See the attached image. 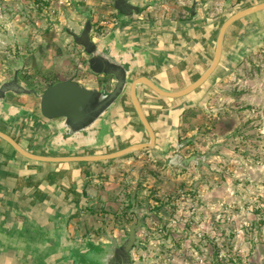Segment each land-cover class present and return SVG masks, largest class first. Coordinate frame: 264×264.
Segmentation results:
<instances>
[{
    "label": "rangeland",
    "instance_id": "1",
    "mask_svg": "<svg viewBox=\"0 0 264 264\" xmlns=\"http://www.w3.org/2000/svg\"><path fill=\"white\" fill-rule=\"evenodd\" d=\"M129 1L145 11L167 5L162 13L171 16L180 14L179 9L189 13L196 2H209ZM216 1L226 2L212 0L208 11L213 16L224 5ZM253 2L257 0H235L232 7L236 11ZM88 16L95 42L119 23L114 0H0V84L19 69L21 81L41 93L52 81L70 77L111 90L112 77L93 75L88 55L66 32L79 34ZM256 21H264V13L235 24V35ZM215 86L209 104L196 110L195 127L184 132L195 137L188 154H211L207 165L189 171L171 168L143 150L84 166L90 167L88 191L95 204L75 216L74 232L79 230L81 237L94 232L105 238L107 231L118 235L121 227L136 221L130 212L134 202L144 212L146 207L155 212V219L145 217L151 227L162 225L154 234L143 229L149 235H143L144 247L133 249L134 264H264V46L220 76ZM20 100L38 110V98ZM14 152L0 141L3 164L20 159ZM155 205L159 209L153 210ZM200 230L209 232L200 238Z\"/></svg>",
    "mask_w": 264,
    "mask_h": 264
},
{
    "label": "water",
    "instance_id": "2",
    "mask_svg": "<svg viewBox=\"0 0 264 264\" xmlns=\"http://www.w3.org/2000/svg\"><path fill=\"white\" fill-rule=\"evenodd\" d=\"M114 7L119 16V23L101 42L91 37V17L79 34L66 29L76 45L83 48L88 55L87 63L95 75L115 77L113 88H88L71 79L56 81L47 86L41 93L34 87L23 83L19 77L20 70L15 69L12 78L0 84V121L9 123L24 119L30 115L25 109L10 104L9 96H34L40 100L41 115L49 121L42 123L51 136L43 149L49 153L37 154L27 149L11 134L0 129V139L6 142L22 157L39 163H97L116 160L137 151L156 146V134L149 122L137 95L140 84L147 86L156 94L170 99L185 97L203 86L219 67L224 37L234 23L244 17L264 11V2L244 8L232 14L220 27L217 36L214 58L211 65L197 80L189 86L178 90L162 89L151 79L141 76L133 79L140 62L138 49L130 42H121V28L134 15H138L143 7L129 0H114ZM195 11L193 4L192 14ZM264 46V24L247 30L232 50L226 65L235 69L252 53ZM130 86V94L136 113L149 135V141L137 143L120 150L105 154H82L90 150H101L109 147L112 142L109 115L123 98ZM205 107V105L203 106ZM195 141V137L179 141L176 137L171 147L161 156L171 168L189 171L193 166L201 168L207 165L211 154L194 153L185 156L182 150ZM95 200L87 202L86 196L63 206L44 204L37 208L33 215L26 216L24 223H17L13 218L6 217L0 226V261H12L15 264H134L132 252L140 246L143 236L138 229L145 228V217L156 218L155 212L133 207L137 221L128 228L121 227L118 235L110 231L104 237H96L94 232L81 237L79 230L72 238L68 231L70 217L83 207L91 208Z\"/></svg>",
    "mask_w": 264,
    "mask_h": 264
},
{
    "label": "crops",
    "instance_id": "3",
    "mask_svg": "<svg viewBox=\"0 0 264 264\" xmlns=\"http://www.w3.org/2000/svg\"><path fill=\"white\" fill-rule=\"evenodd\" d=\"M261 2L264 0L247 4L242 9ZM210 3H213L212 0L205 4L196 2L191 17L193 7L187 14L184 9H179L180 14L178 12L171 16L162 13V9L167 8V5H163L162 9L157 7L144 11L125 22L121 28V42L123 44L131 42L138 49L140 58L133 79L144 76L162 89L178 91L192 84L208 70L214 58L220 26L239 11L233 9L235 6L232 7L235 0H226L225 4L216 1L215 4L220 6L224 4L226 8L224 9L223 5L224 10L221 9L220 14L213 16L214 13L208 11ZM261 13L264 11L244 17L229 27L224 37L219 67L196 92L182 98L170 99L156 94L143 84L137 87L138 98L156 134V146L147 151L153 159L166 161L161 155L170 149V144L176 137L179 140L186 116L188 115V119L190 115L194 116L197 113L195 109L202 108L207 103L211 95L210 89L215 87L220 76L234 71L226 62L241 36L247 30L264 24V21L249 23L238 36L235 35V24ZM10 97L8 98L10 104L19 106L31 114L9 123L0 121V129L15 137L25 148L32 149L37 154L48 155L43 147L51 134L42 124L49 121L41 115L40 100L38 99L36 110L20 100L23 97L14 96L16 99L13 100ZM131 107L127 90L108 118L113 136L111 145L105 149L90 150L82 154H105L133 144L148 142L149 135ZM188 126V130L195 127L191 118ZM0 141L8 145L2 139ZM14 153L20 158L15 164H3L0 159V226L6 217L13 218L18 224L24 223L26 216L22 215L23 213L33 215L37 208L44 204L63 206L80 199L82 195L86 196L87 202L95 200L88 191L89 187L92 189L90 167L87 170L83 168L90 163H39L28 160L17 152ZM85 209L86 207H83L70 217L67 228L72 238H75V232L71 228L72 221ZM0 264L15 263L5 260L0 261Z\"/></svg>",
    "mask_w": 264,
    "mask_h": 264
},
{
    "label": "flooded vegetation",
    "instance_id": "4",
    "mask_svg": "<svg viewBox=\"0 0 264 264\" xmlns=\"http://www.w3.org/2000/svg\"><path fill=\"white\" fill-rule=\"evenodd\" d=\"M144 11H145V10H142L141 13H143ZM141 13H140V14H141ZM91 37H92V36H91ZM92 74H93V73H92ZM93 75H94V74H93ZM96 76H99V75H96ZM101 76H105V77L107 76V77H109L110 75H101ZM111 77H112V81L115 82V79H114L115 77H113V76H111ZM68 79H71V77L68 78ZM72 79L75 80L76 78H75V79L72 78ZM65 80H67V79H65ZM65 80H62V81H65ZM75 81L79 82V83L82 84V85H87V84L85 83V81L83 82V81L80 80V79L75 80ZM53 82H56V81H53ZM53 82H52V83H53ZM50 84H51V83H50ZM215 87H216V86H215ZM200 88H201V87H200ZM200 88H198L197 90H199ZM127 90H128V94H129V98H130V104H131V106H132L131 108L134 110L135 114L137 115L136 110H135V108H134V106H133V103H132V99H131L130 86H129V88H128ZM197 90H195L194 92H196ZM192 93H193V92H192ZM211 97H212V96H210V97L208 98L206 105L209 104V101L211 100ZM13 98L16 99V97H14V96L12 95V98H11V99L13 100ZM177 99H178V98H177ZM39 103H40V102H39ZM141 105H142V104H141ZM39 108H40V107H39ZM195 110H202V109H195ZM144 112H145V111H144ZM197 114H198V112H197ZM197 114L195 113L196 116H197ZM195 115H194V116H193V115H190V116H189V119L191 118V122H192L193 119L196 118ZM146 116H147V115H146ZM186 117H187V119L185 118V122L183 123V127H182V129L180 130V134H179V135H180V136H179V141H180V142L183 141V140H185V139H188V138H189V135H190V134L187 133L188 135H187L186 137L184 136V132H185V131L187 130V128L189 127V126H188V121H189V119H188V115H187ZM137 118L139 119L138 115H137ZM147 118H148V116H147ZM148 120H149V118H148ZM187 120H188V121H187ZM139 122H140L141 126H143L140 120H139ZM149 122H150V121H149ZM143 128H144V126H143ZM144 129H145V128H144ZM146 132H147V131H146ZM192 132L195 134L194 131H192ZM147 134H148V133H147ZM191 144H193V142L190 143L187 147H185V148L182 150V153H183L185 156H189V155H191V153H190V154L187 153V152L189 151V147L191 146ZM150 148H151V147H150ZM150 148H147V149H144V150L147 151V150H149ZM151 149H152V148H151ZM141 151H143V150H141ZM152 208H153V210H154V209H159L157 205L153 206ZM152 208H151V209H152ZM127 218H128V217H127ZM151 219H152V218H151ZM136 221H137V219H136ZM136 221H133V222H132L131 224H129V225H130V226L133 225ZM149 222H150V218H145V224H147V226H148V230H152V232H151L152 234L155 233V229L157 230V227H160V228L162 227V225H158V223L154 222V225L156 226L155 229H154V228H153L154 226L151 227V226H150L151 224H150ZM151 223H152V221H151ZM143 229H144V228H140V229H138L139 231L142 230L141 233H140V235H142V236H143V235H146V237H147V236L149 235V234H147V231H148V230H147V231H144V230H146V229H144V230H143ZM159 231H161V230H159ZM148 232H149V231H148ZM138 234H139V233H138ZM143 240H144V239H143ZM143 240L140 242V246H139L140 248L143 247V246L145 245Z\"/></svg>",
    "mask_w": 264,
    "mask_h": 264
},
{
    "label": "built area",
    "instance_id": "5",
    "mask_svg": "<svg viewBox=\"0 0 264 264\" xmlns=\"http://www.w3.org/2000/svg\"><path fill=\"white\" fill-rule=\"evenodd\" d=\"M184 198V197H183ZM187 227H190L189 225H187ZM160 230L162 231V229L160 228ZM189 230H190V228H189ZM210 230H211V232L213 233L214 231L217 233V231H218V229H214V231H213V229H211L210 228ZM160 231V232H161ZM201 231V230H200ZM187 232V231H186ZM209 232V231H208ZM208 232H206V230H202L201 232H199V235H200V238H202L203 237V235H204V233L206 234V233H208ZM188 233V232H187ZM201 233H203V234H201ZM145 237H146V235H145ZM210 237V236H209ZM153 246H154V248H156V249H158V245H156V244H153ZM144 247V246H143ZM220 257L222 258V256L220 255Z\"/></svg>",
    "mask_w": 264,
    "mask_h": 264
},
{
    "label": "trees",
    "instance_id": "6",
    "mask_svg": "<svg viewBox=\"0 0 264 264\" xmlns=\"http://www.w3.org/2000/svg\"><path fill=\"white\" fill-rule=\"evenodd\" d=\"M190 9H191V8H190ZM189 11H190V10H189ZM191 12H192V11H191ZM191 16H192V13L190 14V17H191ZM60 81H62V80H60ZM52 82H53V81H52ZM52 82H51V83H52Z\"/></svg>",
    "mask_w": 264,
    "mask_h": 264
}]
</instances>
